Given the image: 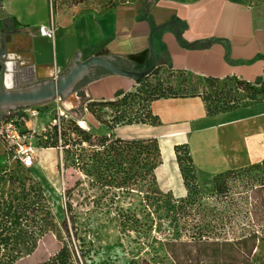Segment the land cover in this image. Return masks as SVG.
<instances>
[{
  "label": "trees",
  "instance_id": "trees-1",
  "mask_svg": "<svg viewBox=\"0 0 264 264\" xmlns=\"http://www.w3.org/2000/svg\"><path fill=\"white\" fill-rule=\"evenodd\" d=\"M60 5L62 9L69 3L63 0ZM162 69L155 67L149 75L134 81L132 91L118 93L112 101L85 103L89 117H84L95 127L101 122L96 107L110 109L107 132L112 137L94 135L75 119L67 120L63 127L60 119L59 130L50 122L35 135L34 147L60 149L64 161L71 159L70 167L90 178L88 185L100 192V200L105 199L104 204L91 202L101 208V219L97 223L95 215H89L86 224H111L125 231L123 234L153 226L162 229L164 236L159 244L171 264H264V260L256 258L264 252V161L213 177L209 193L205 194L197 187L186 146H176V162L187 192L184 197H174L157 185L156 170L162 164L157 140L122 139L112 132L133 124L155 125L157 119L149 106L159 99L199 97L208 116L261 103L264 74L257 82L249 83L234 77L200 78L165 69L180 78L177 86H172L160 78ZM7 118L17 119L19 125L26 120L22 111L8 114ZM13 163L7 170L0 165V264H19L32 255L35 235L40 232L54 236L61 246L36 264H89L91 251L79 235L80 218L71 205L57 226L39 182L31 175L20 177L18 171L29 170ZM14 185L18 188L16 194L10 190ZM81 185L77 180L73 188ZM4 187L9 192L4 194ZM41 209L42 230L37 217Z\"/></svg>",
  "mask_w": 264,
  "mask_h": 264
},
{
  "label": "crops",
  "instance_id": "crops-1",
  "mask_svg": "<svg viewBox=\"0 0 264 264\" xmlns=\"http://www.w3.org/2000/svg\"><path fill=\"white\" fill-rule=\"evenodd\" d=\"M47 19L54 26L52 39L39 32L47 27ZM3 30L9 32L5 49L10 58L18 68L32 67L29 75L35 77V91L42 94L60 90L40 106L61 105L66 111L72 97H80L85 103L104 102L112 101L118 93L132 91L134 80L112 74L105 65L142 72L154 60L156 67L164 70L200 78L234 77L249 83L257 82L264 74V0H135L100 14L82 13L75 7L51 9L49 0L47 5L45 0H0V35ZM96 59L103 64L89 62ZM239 109L264 119V102ZM149 111L157 119L155 125L124 126L139 133L136 136H119L121 127L112 132L122 139H156L160 153L162 143L166 144L178 174L176 146L185 145L189 158L195 149L210 161L215 150L221 162L216 171L208 173L211 178L264 161V149L260 151L258 146L255 148L261 153L255 159L244 155L247 148L256 145L261 132L250 131L241 123L238 130V120L224 121L228 112L208 116L199 97L159 99L150 104ZM78 125L89 131L86 123ZM229 127V137L215 136L214 145H208L205 133ZM20 128L23 132H40L29 120ZM57 151L36 148L35 163L39 152ZM3 152L2 146L1 166ZM48 160L52 169V161ZM161 165L156 170L158 188L174 197H184L187 191L180 175V187H174L171 179L159 181L157 171Z\"/></svg>",
  "mask_w": 264,
  "mask_h": 264
},
{
  "label": "rangeland",
  "instance_id": "rangeland-1",
  "mask_svg": "<svg viewBox=\"0 0 264 264\" xmlns=\"http://www.w3.org/2000/svg\"><path fill=\"white\" fill-rule=\"evenodd\" d=\"M46 5H47V0ZM63 0H53V7L55 9L61 8V3ZM135 0H66V3L69 5L62 7L64 8H77L82 13H104L111 10L116 5H121L125 3L134 2ZM244 2H257L262 0H241ZM48 16V9H47ZM49 25V20L47 19L46 24ZM47 25V26H48ZM166 83H170L172 86H177L180 78L176 74H170L166 70L162 69L160 74ZM185 78H188L185 76ZM191 78V76H189ZM72 102H68L66 109L63 106L56 105H39L26 107L25 109H37L38 116L32 117L29 114V121L32 123L34 129L39 132L42 129V126L46 128L47 124L52 123L53 119L57 117V112L62 113L63 116L60 119L63 120V127H66V121L75 119L77 123L83 122L86 123L89 129V132L94 135L105 134L110 137V133L107 132V121L112 117L111 111L109 108L96 107L97 115L99 116L101 122L98 127L92 123L90 119L84 117V110H82L85 105V101L80 97H72ZM264 102V101H263ZM261 102V103H263ZM244 108V107H240ZM239 109V108H237ZM237 109L228 111L227 116L224 118V121L238 120L236 123L239 130L240 125L248 130H257L261 132V137L255 140V144L249 148L244 153L246 157L250 159H255L260 151L264 149V119H258L246 111L239 109L237 112H232ZM59 110V111H58ZM244 112V113H243ZM239 123H241L239 125ZM36 127V128H35ZM119 129V128H118ZM117 129V130H118ZM231 127L229 128H219L216 131H210L205 133V136L208 139V145L213 146V137H229ZM139 134V133H137ZM133 128L130 127H121L118 130V135L121 137L125 136H136L137 135ZM245 139V135H243ZM33 141V140H32ZM258 146V147H257ZM255 147L259 148L258 151ZM192 149H194L192 145ZM2 152V145L0 143V154ZM162 165L161 168L157 171V176L159 181H165L166 179L172 180V185L175 187H180V177L175 168V163L172 162L171 158V149H168L166 144L162 143L161 151ZM191 161L192 165L195 166V175H196V184L199 189L205 194L209 193V190L212 186V178L208 174L210 171H216V166L221 162L220 158L215 156L217 153L213 150V158L211 161L209 158H203L200 153L195 149L192 151ZM67 158V156H66ZM245 158V156H244ZM51 159L53 167L50 169L49 160ZM71 159L67 158V161H64L63 154L61 150L57 151V154L39 152L38 162L34 163L30 171L23 173L18 171L17 174L20 177L31 175L34 176L40 183V188L44 191V195L49 203V211L53 216L54 222L59 226L66 215V207L68 204L71 205V209L77 217L80 218L78 221V228L80 230L79 235L83 238L86 243V247L91 251L89 264H145V261H148L151 264H171V261L164 254L160 247V242L164 236L163 230H158L155 226L151 229L145 230L142 228L140 230H129L123 234L118 227H115L111 224H104L102 227L96 225H91L86 218L90 215H95V218L98 219V223L101 219L100 210L101 208H96L92 206V201H97L99 203H106L104 198H101L100 192L89 186L90 178L86 177L84 173L74 170L70 167ZM4 162V169H11L14 165ZM178 167V165H177ZM187 165H184V168H187ZM197 167V168H196ZM197 169V170H196ZM222 170V169H221ZM179 171V169H178ZM180 173V172H179ZM27 174V175H26ZM181 176V175H180ZM80 180L82 185L77 188H73L75 182ZM9 189L4 187L3 193H7ZM13 193H17V186L11 187ZM69 197V200H68ZM133 202H136L134 200ZM104 206V205H102ZM40 207L42 208V201H40ZM39 221L42 218V209L40 210L39 215H37ZM103 223V221H100ZM245 224V223H244ZM41 230L43 225L41 221L39 222ZM87 225V227H86ZM165 229V228H164ZM36 232V231H35ZM165 232V230H164ZM36 246L32 255L25 257L19 264H36L48 259L53 255L61 246V243L52 235H45L40 232L35 235ZM259 253V250L255 252V257ZM256 258L264 260V252L261 256Z\"/></svg>",
  "mask_w": 264,
  "mask_h": 264
},
{
  "label": "water",
  "instance_id": "water-1",
  "mask_svg": "<svg viewBox=\"0 0 264 264\" xmlns=\"http://www.w3.org/2000/svg\"><path fill=\"white\" fill-rule=\"evenodd\" d=\"M15 33V32H14ZM9 32L1 31L0 35V116L10 114L17 109L40 105L50 101L60 90L52 89L48 92L39 94L35 91L36 80L32 72V67L18 68V63L10 58L5 49V36ZM100 62V60H89V62ZM109 72L115 75H121L132 80L149 75L156 67L153 60L151 67L142 72H128L113 66H104ZM53 87V84L51 85ZM19 104V106H15ZM23 104V105H21Z\"/></svg>",
  "mask_w": 264,
  "mask_h": 264
},
{
  "label": "built area",
  "instance_id": "built-area-1",
  "mask_svg": "<svg viewBox=\"0 0 264 264\" xmlns=\"http://www.w3.org/2000/svg\"><path fill=\"white\" fill-rule=\"evenodd\" d=\"M49 4L52 9L53 0H49ZM39 32L41 35L52 39L54 37V26L52 22H50L46 28H41ZM83 110L85 114H87L85 106H83ZM22 114L25 116L26 120H29V114L32 117H37L38 111L37 109H25L22 111ZM61 116H63V114L57 112V117L52 121V124L55 125L58 130L61 127ZM16 120L17 119L14 118H7V115L0 117V143L3 146V150L6 152L7 162H17L23 168L30 169L36 160V148L32 144V140L35 135L39 133H35L32 129L29 132L21 131V125H19ZM43 130L44 127L40 132Z\"/></svg>",
  "mask_w": 264,
  "mask_h": 264
},
{
  "label": "flooded vegetation",
  "instance_id": "flooded-vegetation-1",
  "mask_svg": "<svg viewBox=\"0 0 264 264\" xmlns=\"http://www.w3.org/2000/svg\"><path fill=\"white\" fill-rule=\"evenodd\" d=\"M21 105H23V104H21ZM15 106H19V104H15ZM23 110H25V108L24 109H22V108H20V109H17L16 111H13L12 113H16L17 111H23ZM11 114V113H10ZM48 202V201H47ZM48 206H49V203H48Z\"/></svg>",
  "mask_w": 264,
  "mask_h": 264
}]
</instances>
